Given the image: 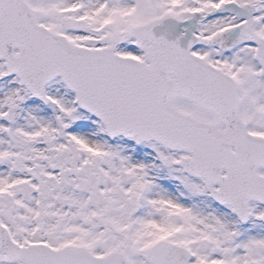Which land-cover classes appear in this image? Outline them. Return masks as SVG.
Listing matches in <instances>:
<instances>
[{
	"label": "snow or ice",
	"instance_id": "6c2138e0",
	"mask_svg": "<svg viewBox=\"0 0 264 264\" xmlns=\"http://www.w3.org/2000/svg\"><path fill=\"white\" fill-rule=\"evenodd\" d=\"M0 264H264V0H0Z\"/></svg>",
	"mask_w": 264,
	"mask_h": 264
}]
</instances>
